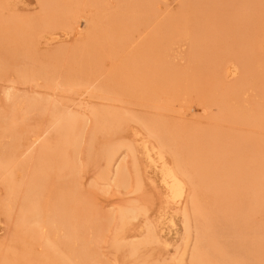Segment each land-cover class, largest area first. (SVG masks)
I'll return each mask as SVG.
<instances>
[{
  "label": "rangeland",
  "instance_id": "374dc122",
  "mask_svg": "<svg viewBox=\"0 0 264 264\" xmlns=\"http://www.w3.org/2000/svg\"><path fill=\"white\" fill-rule=\"evenodd\" d=\"M75 12L88 16L93 27L85 26V19H77ZM4 24H16L29 33L24 45L13 46L3 38ZM55 58L58 74L47 83L41 71L53 67ZM1 61L0 157H10L13 163L0 174V264H55L45 254L44 241L32 238V225L20 212L28 187L38 192L47 220L55 218L61 204L76 206L67 233L53 225L41 230L63 259L74 264H131L136 257V264H173L181 258L190 264L194 234L203 224L196 225L192 217V234L182 257L181 211L188 207L192 214L193 209L187 202L182 207L168 205L159 171L139 144L149 139L157 146L141 122L153 119L175 137L171 136L175 140L166 161L170 165L179 161L193 175L190 195L195 192L200 210L211 220L212 240L245 264H264V243L259 242L264 235L261 175L249 166L261 160L264 151V0H0ZM62 64V70L74 66L75 81L60 78ZM229 64L236 65L238 73L226 78ZM79 65L85 66L81 78L76 73ZM165 70L168 75L173 72L169 81L161 76ZM20 71L32 72V78L23 81ZM144 74L147 84L132 81ZM95 110L118 113L123 125L111 136L106 131L94 133ZM61 112L74 124L65 144L58 132L66 123ZM240 115L246 119L239 120ZM248 118L253 120L249 123ZM91 133L97 140L91 141ZM206 133L214 140L206 139ZM35 139L38 142L29 148ZM106 139L124 145L112 172L125 166L126 188L115 187L111 176L101 179L107 162L88 156L89 145L97 153ZM212 157L222 158L223 165L217 176L209 175L211 180L201 166ZM129 204L141 215L127 224L125 234L120 233L125 236L122 242H143L151 225L156 236L132 259L125 249L119 254L116 250V255L112 247L119 232L115 217ZM172 215L174 230L164 221Z\"/></svg>",
  "mask_w": 264,
  "mask_h": 264
},
{
  "label": "bare ground",
  "instance_id": "6f19581e",
  "mask_svg": "<svg viewBox=\"0 0 264 264\" xmlns=\"http://www.w3.org/2000/svg\"><path fill=\"white\" fill-rule=\"evenodd\" d=\"M149 3V2H148ZM50 4V3H49ZM56 4V3H55ZM54 4V5H55ZM147 5V4H146ZM50 6V5H49ZM55 7H59L57 5H55ZM76 9V8H75ZM47 13L51 14V10H47ZM90 16V15H89ZM75 17H78L77 19H85V26H90L91 28L93 27V21H91L90 19L86 18L88 16H80L79 17V13L75 12ZM75 20V19H74ZM221 21H219L220 23ZM221 25V23H220ZM95 28V27H94ZM3 29L4 31L6 32V34L3 36V38L5 39H8L10 40L13 44V46H20V45H24L26 39H28L29 37V33L27 31H24V30H21L20 27H18L16 24H12L11 26L9 24H4L3 25ZM11 29V30H10ZM203 29V28H202ZM235 29V27H234ZM221 30V29H220ZM219 30V31H220ZM235 32V31H234ZM50 33V32H49ZM206 33V32H205ZM228 33V32H227ZM46 34V33H45ZM53 34V33H52ZM92 34V33H91ZM235 34V33H234ZM238 34V33H237ZM47 35V34H46ZM210 35V34H209ZM216 35V34H215ZM230 35V34H229ZM93 36V35H92ZM225 36V35H224ZM235 36V35H234ZM237 36V35H236ZM68 37V36H67ZM54 38V37H52ZM57 38V37H55ZM54 38V39H55ZM59 38H57L56 40H58ZM90 39V38H89ZM234 39V38H233ZM205 40H207L205 38ZM232 40V39H231ZM33 41V40H32ZM94 41V40H93ZM235 41V40H234ZM159 42V38H157L155 40V46L156 44L158 45ZM236 42V41H235ZM239 42V41H237ZM206 43V41H205ZM9 44V43H8ZM9 46V45H8ZM14 48V47H13ZM160 48V47H159ZM210 48V47H209ZM73 49V48H72ZM87 49V48H86ZM226 49V48H225ZM209 50V49H208ZM247 50V49H246ZM84 51V50H83ZM207 51V50H206ZM115 52V51H114ZM244 52V51H243ZM28 53V52H27ZM80 53V52H79ZM87 53V52H86ZM113 53V51H112ZM30 54V53H28ZM58 55L60 56L61 54L58 53ZM57 55V56H58ZM245 55V54H243ZM29 56V55H27ZM74 56V55H73ZM12 57V56H11ZM31 57V56H30ZM2 58V57H1ZM32 58V57H31ZM4 59V58H3ZM75 59V58H74ZM247 59V58H246ZM6 60V59H4ZM30 60V59H29ZM3 61V60H2ZM0 62V63H3V62ZM37 62V61H36ZM56 63H57V59L55 58L54 59V62L52 64L53 67H51L50 69L48 68V70H45V71H41V74L46 81L47 83H49L48 81H51L53 76L57 75L56 74ZM231 63V62H230ZM32 64V63H31ZM35 64V63H34ZM75 64V63H74ZM80 64V63H79ZM234 64V63H233ZM29 65V64H28ZM63 65L62 64V67H61V72H60V78H64V79H67L69 82H70V79L72 80V76L74 75L73 78H75V73H74V69L72 66H70V68H66V65L64 66L65 69L62 70L63 68ZM72 65V64H71ZM76 65V64H75ZM81 65L82 62H81ZM223 65V64H222ZM230 66H227L225 65V70H224V73H225V76L226 78L228 77H231V76H235L238 72H237V68H236V65H232V64H229ZM232 65V67H231ZM30 66V65H29ZM235 66V67H233ZM41 67V66H40ZM76 67V66H75ZM80 67V65H79ZM85 67V66H83ZM82 67V68H83ZM54 68V69H52ZM59 68V67H58ZM81 67L77 70V76H79V78H81V74L83 73V69ZM221 68V67H220ZM39 69V68H38ZM45 69V68H44ZM4 70V69H2ZM2 70H0V73L2 72ZM31 70V69H30ZM42 70V69H41ZM221 70V69H220ZM59 71V70H58ZM168 70H165L164 73H162V78L163 79H166L168 80V76H170L171 72L169 75L166 74ZM30 72V71H29ZM169 72V71H168ZM5 73V72H4ZM32 72L28 73L27 71H20L19 72V77L21 79H23V81L25 80H28L29 81V74H31ZM160 73V72H159ZM223 73V72H222ZM1 75V74H0ZM35 75V74H34ZM172 75V74H171ZM163 76H166V77H163ZM224 76V75H223ZM223 76L221 75V79H223ZM31 77V76H30ZM34 77V76H33ZM38 77V76H37ZM218 77V76H217ZM220 77V76H219ZM32 78V77H31ZM35 78V77H34ZM76 79V78H75ZM78 79V77H77ZM148 76L147 74H144V76H141V77H135L133 78L132 81H140L141 83L143 84H147L148 83ZM31 80V79H30ZM74 80V79H73ZM72 80V81H73ZM231 80V78H230ZM75 81V80H74ZM169 81V80H168ZM219 81V80H218ZM65 82V80H64ZM68 82V83H69ZM139 82V83H140ZM67 83V84H68ZM140 83V84H141ZM72 85V83H70ZM77 83L73 82V86L76 85ZM142 84V85H143ZM87 85V84H86ZM90 87V86H89ZM12 94L11 95H8V98L11 99L12 98ZM173 96H175L176 98V95L173 94ZM11 97V98H10ZM12 100V99H11ZM32 100V99H31ZM233 100V99H232ZM223 102H225L223 100ZM29 104V103H28ZM33 104V102H32ZM30 105V104H29ZM225 106V105H224ZM227 108V107H226ZM192 110V109H191ZM229 110V109H228ZM231 112V111H230ZM62 113V112H61ZM221 113V112H220ZM229 113V112H228ZM60 113H58V116H59ZM230 115H232V113H230ZM61 117L65 118L66 119V123L63 127H60L58 132L60 134V136L62 137V140H63V144H65L68 140V138H70V135L72 134V131H73V128H74V124L72 122V117L71 116H67V114H60ZM59 116V117H60ZM229 116V115H228ZM241 117V118H245L243 116H238V118ZM93 118H94V130L93 132L96 133V131L98 132V130L100 131H106L109 136L113 135L114 131H116L117 129L120 128V126L123 125V118L120 117V115L118 113H115V112H112V111H106V110H95L93 111ZM237 118V119H238ZM218 119V118H216ZM220 119V118H219ZM235 119V118H234ZM246 119V118H245ZM245 119L243 122H245ZM142 120V119H141ZM157 120V119H156ZM155 119L153 120H146V121H141L142 124L144 123V126H145V129L147 130V132L149 133V136L148 138L150 137L151 140L155 139V141L157 142V146H154L152 143L149 142V139L148 140H143V143H141L140 141V145L142 146V150L144 152V155L146 157V159L148 160L149 164H151L155 169H157L159 171V174H160V177H161V183H162V186L165 190V194H166V199H167V203L169 206H177V207H182L185 202L188 203V205L191 206V209H193V211H190L192 212V214L189 213L188 211V207H184L182 209V213H181V216H182V220H183V229H184V237H183V240L185 241V246L183 247L182 249V253H181V256L184 257V252L187 251V245L190 241V238H191V234H192V225H191V220L192 217L193 219L195 220L196 222V225H200V224H203V227H198L196 229V235L194 234L195 236V244H194V247L192 249V252H191V260H190V264H245L246 261H244V263L242 262L241 260V257L236 255L235 253H233V256L230 254H227L224 250H222V248L220 247L219 244H217L215 241L212 240L211 236H210V230L212 229L211 227V223H210V219L206 216L205 213H203L201 210H200V206H198V201H197V196L194 197V194L195 192H193L194 194L190 195V191H191V186H194L193 184V178H192V174L186 170L185 166L184 165H181V163L179 161H176L173 165H170L168 161H166V158H165V155H166V152L167 150L170 149V144L175 140V139H172L171 136L172 134L170 132L167 131L166 127H164V125L162 123H159L158 121H156ZM224 120V119H223ZM227 120V119H225ZM232 120V119H231ZM239 120H241L239 118ZM253 119H247L246 121H251ZM217 121V120H216ZM222 121V120H221ZM230 121V120H229ZM234 121V120H233ZM238 121V120H237ZM220 122V121H219ZM218 122V123H219ZM247 123V122H245ZM250 123V122H249ZM255 124V123H253ZM218 130V129H217ZM220 130V128H219ZM214 131V130H213ZM223 131V130H222ZM92 132V133H93ZM118 132V131H117ZM215 132V131H214ZM218 132V131H217ZM91 133V134H92ZM101 133V132H100ZM104 133V132H103ZM222 133V132H221ZM228 133V132H227ZM90 134V137H91V141L93 142V140H97L95 137V134H92L91 136ZM207 134L209 133H206V139L207 137L209 138V135L207 136ZM230 134V133H229ZM136 135L138 136L139 134L136 133ZM95 136V137H94ZM210 136H213L210 135ZM173 138H175L174 136H172ZM218 137V136H216ZM212 138V137H211ZM211 138H209V141L211 140ZM225 138V137H224ZM217 139V138H216ZM215 139V141H216ZM219 139V137H218ZM100 140V139H99ZM212 140H214L212 138ZM214 141V142H215ZM226 141V140H225ZM38 142L37 139L33 140L30 147H33L36 143ZM91 142V144H92ZM96 142V141H95ZM98 142V141H97ZM96 142V143H97ZM119 141L116 142H112L108 139H106L104 141V143L102 144L101 148H99L97 151V153H92V145H89L88 147V156H95L97 155L98 157H100L101 159H104L106 162H107V168H105V171H103L101 174H100V178L103 179V180H106V179H110V176H111V179L113 181V183L115 184V187L117 188H126L127 186V183H128V180H127V176L129 174H127V171H126V168L123 164L119 165L116 170H114L112 172V166H113V162H118L116 161L119 153H120V150L121 148H123V144L121 145L120 143L118 144ZM207 142V141H206ZM218 143V141H216ZM235 142V141H234ZM90 143V141H89ZM102 143V142H101ZM95 144V143H94ZM236 144V143H235ZM252 144V143H251ZM255 144V143H254ZM175 145V144H174ZM177 145V144H176ZM228 145V144H226ZM238 145V144H237ZM257 145V144H256ZM74 146L77 147V144L74 143ZM131 145L128 146V149L130 151H133V148L134 147L133 145L130 147ZM179 146V145H178ZM214 146V145H213ZM252 146V145H251ZM138 147V145H137ZM136 147V148H137ZM218 147V146H217ZM246 147V146H245ZM253 147V146H252ZM97 148V147H96ZM177 148V146H176ZM207 148H210V146H207ZM216 148V147H215ZM229 148V147H228ZM232 148V147H231ZM212 149V148H211ZM217 149V148H216ZM219 149V148H218ZM242 149H243V145H242ZM246 148H244L245 150ZM256 149V147H255ZM179 150V149H178ZM208 150V149H207ZM240 150V149H239ZM237 150V151H239ZM243 150V151H244ZM136 151V150H135ZM211 151V150H210ZM213 151V149H212ZM232 152V150H229ZM228 151V153L230 154V152ZM247 151V150H245ZM172 152V151H171ZM209 152V151H208ZM227 152V151H225ZM170 153V152H168ZM167 153V155H168ZM227 153V154H228ZM135 154V153H134ZM211 154V153H210ZM216 154V153H215ZM225 154V153H224ZM166 155V156H167ZM175 155V154H174ZM173 155V156H174ZM182 155V154H181ZM234 155V153H233ZM231 155V156H233ZM251 155V154H250ZM262 159L258 160V161H252L250 163V167H252V171L253 172H257L261 175V178H260V182H259V189L260 187L262 188L260 191L263 193V197H264V151H262ZM117 156V157H116ZM221 156V155H220ZM228 156V155H227ZM240 156V155H239ZM248 156V155H247ZM175 157V156H174ZM61 157L59 156H56L55 160L57 163H60V164H63L60 159ZM90 158V157H89ZM94 158V157H92ZM99 158V159H100ZM188 158V157H187ZM211 158V157H210ZM213 158V157H212ZM226 158H229L226 157ZM259 158V157H258ZM60 159V160H59ZM96 159V157H95ZM116 159V160H115ZM175 159V158H174ZM183 159V158H182ZM225 159V158H224ZM223 159V160H224ZM244 159V157H243ZM210 160V159H209ZM208 159H204L202 161V171H207L208 172V178L211 179L209 177V175H211V177L213 176H217V173L219 174L220 170V167L222 168V158L221 160L219 158H213L211 159V161H209ZM228 160V159H227ZM230 160V159H229ZM228 160V161H229ZM95 162V160H93ZM105 162V163H106ZM174 162V161H173ZM191 162V161H190ZM225 162V161H224ZM231 162V161H230ZM12 159L10 157H7V158H2L0 157V174H4V173H7L11 166H12ZM197 163V162H196ZM200 163V162H199ZM222 163V164H221ZM240 163V162H239ZM243 163V162H241ZM59 164V165H60ZM67 164V163H66ZM172 164V163H171ZM192 164V163H191ZM195 164V163H193ZM238 164V162H237ZM135 167L138 166L134 165ZM147 166V165H146ZM145 167V166H144ZM199 167V166H198ZM227 167V166H226ZM230 167V166H229ZM235 167V166H234ZM247 167V166H246ZM250 167H247L248 170H250ZM76 169V168H75ZM135 169V168H134ZM145 169V168H144ZM232 170V168H230ZM245 169V168H244ZM147 170V169H145ZM227 170V169H226ZM135 171V170H134ZM137 171V170H136ZM138 173V172H137ZM150 174V173H149ZM202 174V173H201ZM233 174V173H232ZM235 174V172H234ZM223 175V174H222ZM228 175V174H227ZM230 177V176H229ZM233 177V176H232ZM231 177V178H232ZM198 178V177H196ZM215 179V178H214ZM213 179V181H214ZM212 180V179H211ZM219 180V179H218ZM230 180V179H229ZM236 180V179H235ZM217 181V180H215ZM253 181V180H252ZM211 182V181H210ZM219 182V181H218ZM232 182V181H231ZM258 182V181H257ZM37 183V181H36ZM212 183V182H211ZM221 183V182H219ZM254 183V182H253ZM155 184V182H154ZM196 184V183H195ZM214 185V183H212ZM216 184V182H215ZM218 184V183H217ZM257 184V183H256ZM253 185V184H252ZM258 185V184H257ZM139 187V186H138ZM27 188V187H26ZM141 188V186L139 187ZM161 190V189H160ZM193 191V190H192ZM259 191V190H258ZM38 192L35 191V189L33 187H28L25 191V194L24 196L21 198V202H20V212L22 213L23 216H25V218L28 220V222L32 225L29 230L31 232V236L32 238H38V239H41V242L44 241L45 243V254L47 256V258L53 260L55 262V264H74V262H72L71 260H68L67 259H63L65 258V256H63L64 254H62V257L57 253V246L52 243L49 239H48V236L47 238L44 237L43 238V235L41 234V230L42 229H45L48 225H53V226H56L58 228H60L62 231H64L65 233L68 232L69 228H70V221L71 219H73L72 215L73 213H77V210L74 209L75 207L73 206L71 208V205L70 204H61L59 206L56 207L55 211H56V216L55 218L51 219V220H47L42 211H41V206L38 204V200L36 198V195H37ZM197 195V194H196ZM204 195V194H203ZM76 196V195H75ZM164 197V196H163ZM197 197V198H196ZM73 198V197H72ZM74 199V198H73ZM70 201H72L71 199H69ZM187 200V201H186ZM76 202V201H75ZM79 203V201H77ZM74 203V202H73ZM166 203V202H165ZM186 203V204H187ZM167 206V205H166ZM203 207V206H202ZM258 206L257 204L255 203V205H253V208L256 209ZM145 210V209H143ZM205 210V209H204ZM214 210V209H213ZM146 211V210H145ZM170 211V210H169ZM218 211V209H217ZM140 209H138L135 205L133 204H129L127 206H125L123 209H121L117 216L115 217L116 218V221L118 223V226H119V232H118V235L116 236L115 238V242L113 243V248H115L114 251H118V254H119V251L125 249V251H127L128 253V257H130L131 255V258L132 259L133 257L132 256H135L138 253L139 249H140V252L143 250H141V247L145 244H148L152 241H154L156 239V236H155V233H154V229H153V226H148V232H147V236L145 238V240L141 243H132V242H129L130 244H127L125 245L124 243H128L127 241H124L122 242V240H124L123 238H125V236H121L122 234H125L123 231V229L127 226L128 223H130L131 220H135L139 215H141L140 213ZM144 212V211H143ZM164 212H165V209H164ZM179 212V211H178ZM210 212V211H209ZM208 212V214H209ZM147 212H145L146 214ZM169 213V212H168ZM220 214V213H218ZM143 215V214H142ZM148 215V214H147ZM168 215V214H167ZM176 215V214H174ZM180 215V214H179ZM160 216V215H159ZM166 216V213L165 215ZM178 216V215H177ZM212 216V215H211ZM146 217V216H145ZM212 218V217H211ZM200 219V220H199ZM160 220V219H159ZM165 220H168L167 224H170V230H172L173 228L176 227V223H175V220H174V217L173 215L170 217V218H166L164 219ZM214 220V219H213ZM147 221V220H146ZM132 222V221H131ZM149 222V221H148ZM162 222V221H161ZM160 222V223H161ZM145 224V223H144ZM163 224V223H162ZM146 225V224H145ZM220 225V224H219ZM128 226H130V224H128ZM171 226H172V229H171ZM213 226V225H212ZM221 226V225H220ZM158 227V226H157ZM128 229V228H126ZM125 229V230H126ZM145 229V227H144ZM27 230V229H26ZM164 230V229H163ZM174 230V229H173ZM213 230V229H212ZM169 231V230H168ZM215 231V230H214ZM28 232V231H27ZM122 232V234H120ZM170 232V231H169ZM212 233V232H211ZM164 234V233H163ZM115 235V234H114ZM142 236V235H141ZM215 236V235H214ZM31 238V237H30ZM141 238V237H140ZM144 239V238H143ZM126 240V239H125ZM128 240V239H127ZM139 241V239H137ZM225 240V239H224ZM40 241V240H39ZM141 241V240H140ZM139 241V242H140ZM166 241V240H165ZM134 242H136L134 240ZM260 243H264V235H263V238L259 240ZM258 242V243H259ZM62 244V243H61ZM164 245V244H163ZM259 244H257L258 246ZM263 245V244H262ZM261 245V246H262ZM159 246V245H158ZM165 246V245H164ZM178 246V245H177ZM235 246V245H234ZM260 247V245H259ZM264 247V245H263ZM83 249H85L84 247H82ZM187 248V249H186ZM178 249V248H177ZM117 251L115 252V254L117 255ZM178 251V250H177ZM235 251V250H234ZM258 251V249H257ZM144 252V250H143ZM179 252V251H178ZM177 252V253H178ZM263 252V250H262ZM72 253V252H71ZM61 254V253H60ZM190 254V253H189ZM140 255V254H139ZM142 255V253H141ZM264 255V254H263ZM69 256V255H68ZM138 256V255H137ZM144 256V254H143ZM124 257V256H123ZM127 257V256H126ZM141 258V256H139ZM189 257V258H190ZM263 257V256H262ZM262 257L260 256V258L262 259ZM81 258V257H79ZM125 258V257H124ZM134 261L136 263L137 260H136V257H134ZM137 259H139L137 257ZM147 259V258H146ZM260 259V260H261ZM48 260V259H47ZM74 260V258H73ZM78 260V258H77ZM259 260V259H258ZM76 261V260H75ZM134 261L132 260L133 264H136L134 263ZM141 261V260H139ZM145 261V259H144ZM149 261V259L147 260ZM145 261V262H147ZM184 261V260H183ZM183 261L182 259L180 258L177 262H174L173 264H183ZM263 261V259H262ZM261 261V262H262ZM77 262V261H76ZM131 262V264H132ZM150 262V261H149ZM140 263V262H139ZM151 263V262H150ZM185 263V262H184ZM260 263V262H259ZM142 264H144V262L142 261ZM147 264V263H146ZM149 264V263H148ZM153 264V263H151ZM156 264V263H154ZM158 264V263H157ZM189 264V263H188ZM261 264V263H260Z\"/></svg>",
  "mask_w": 264,
  "mask_h": 264
}]
</instances>
